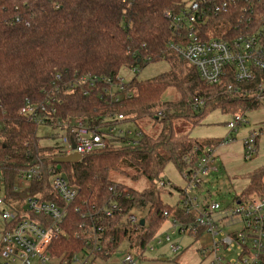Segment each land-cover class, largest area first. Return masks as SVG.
<instances>
[{
	"label": "trees",
	"instance_id": "trees-1",
	"mask_svg": "<svg viewBox=\"0 0 264 264\" xmlns=\"http://www.w3.org/2000/svg\"><path fill=\"white\" fill-rule=\"evenodd\" d=\"M195 1L210 5L229 2L226 12L201 19L198 28L203 39H208L206 32L212 24L217 30L216 22L229 26L221 37L235 36L246 24L241 21L242 15L254 19L251 11L258 9L246 0H131L127 3L122 0H0V157L8 168L34 163L36 154L49 150L41 146L38 126L20 117L18 112L26 101H40L43 90L57 75L114 77L123 70L143 69L154 62L166 61L170 65L169 71L152 79L133 78L129 89L135 90L134 95L120 103H107V99L95 93L64 97L61 110L66 117L123 114L137 121L151 119L160 126V131L157 136L143 131V138L135 147L108 149L87 155L75 164L62 165L61 171L80 194L70 206L64 224L67 236L53 244L52 255H72L82 248L75 233L82 224L91 223L82 213L95 211L108 201L109 187L115 184L110 178L114 172L128 175L127 171L131 170L137 174L132 176L134 180L144 177L151 184L141 193L127 188L132 199L121 200L120 204L124 207L123 215L133 207H149V218L144 219L148 225L142 227L141 236L134 233L131 239L135 243L152 238L165 223L164 212L175 213V207L162 203L164 190L155 187L166 166L172 163L182 171L187 167L185 157L194 162L205 147L214 146L190 134L178 135L174 121L187 117L193 124H199L197 119L203 118L208 105L234 115L258 110L249 99L207 86L195 68L182 69V59L171 47L177 38L165 13L172 9L178 14ZM169 88L179 92L180 101L162 100ZM195 97L206 99L198 114L189 105ZM159 112L162 116H158ZM31 153L34 155L28 160ZM45 164L51 165L52 160H46ZM13 175L11 171L7 173L8 190L13 185ZM40 186L45 193L44 200L62 205L46 178ZM38 187L34 185L30 192L35 193ZM254 191L264 192V168L251 176L242 196ZM75 206L81 208V213H76ZM123 218L115 216L106 222L111 228L105 237L113 236L117 245L128 234V224Z\"/></svg>",
	"mask_w": 264,
	"mask_h": 264
},
{
	"label": "built area",
	"instance_id": "built-area-1",
	"mask_svg": "<svg viewBox=\"0 0 264 264\" xmlns=\"http://www.w3.org/2000/svg\"><path fill=\"white\" fill-rule=\"evenodd\" d=\"M124 3L131 0H122ZM248 4L262 8L264 0H246ZM229 2L210 5L204 1H195L182 8L178 14L168 10L165 16L171 21V28L177 38L172 49L190 66L195 68L200 80L207 86L222 88L230 95L249 99L258 110H264V20L252 28L230 38L203 39L198 24L201 19L227 11ZM258 9L251 14L258 15ZM244 27H250L256 21L242 15ZM225 35H228L227 33ZM136 67L125 70L135 77L140 72ZM121 73L117 76H92L75 73L59 74L53 83L43 90L38 102L26 101L19 109V116L29 123L40 126H52L61 131L58 144H41L49 150L35 155V162L25 166L8 168L0 157V217L4 228L0 243V264H138L150 261L149 254L155 250V244H162L163 238L174 253L183 248L172 242V236L201 239L205 235L212 240L210 246L199 249L205 264H264V192L254 191L235 199V205L222 210L219 203L206 205L193 197L190 191L200 189L210 173L218 171L216 149L205 147L196 161L184 158L187 167L179 171L187 186L179 188V201L175 213L164 212L163 218L168 224L164 232L161 228L152 238L141 242H132V235L138 233L148 222L130 215L135 207L125 215L121 200H131L127 187L113 184L109 187L108 201L98 209L82 213L91 223L82 224L75 233L82 248L72 255H52L54 243L67 236L64 224L70 206L79 198L80 190L72 185L67 177L58 170L54 159L78 154L83 159L92 153L121 147H135L143 138L144 132L138 121L123 114L98 115L93 118L71 117L62 114L61 106L66 96L80 93L83 96L98 94L107 103H120L131 98L135 90L129 89V82ZM204 97H195L189 102L194 111L205 106ZM251 112V111H248ZM233 115L228 122L229 134L221 145L234 139L232 134L246 126V113ZM162 112L158 116H162ZM264 136V123L244 139L247 157L255 156L259 138ZM51 137H49V140ZM74 145V146H73ZM34 154L28 155V160ZM32 159V158H31ZM52 160L46 165V160ZM13 173V185L7 189V173ZM46 178L52 193L62 201L59 205L44 200L45 193L40 184ZM39 186L35 193L30 190ZM155 187L163 189L173 187L170 181L161 178ZM76 213L81 208L75 206ZM179 212V213H176ZM179 215V217H178ZM115 216H122L128 224L127 237L119 245L115 238L105 237L111 228L106 223ZM182 216V218H181ZM144 220V225L141 221ZM162 232V233H161ZM121 255V256H119Z\"/></svg>",
	"mask_w": 264,
	"mask_h": 264
},
{
	"label": "rangeland",
	"instance_id": "rangeland-1",
	"mask_svg": "<svg viewBox=\"0 0 264 264\" xmlns=\"http://www.w3.org/2000/svg\"><path fill=\"white\" fill-rule=\"evenodd\" d=\"M264 8V7H262ZM258 15L255 22L250 27H243L238 31L240 33L250 32L252 28L259 22L264 20V10L258 9ZM216 21V20H215ZM217 23V30L213 27V24L208 27L206 32L207 37L214 39L220 38L225 32L229 30V26L225 24ZM233 35V34H232ZM226 36V38H230ZM179 56V55H178ZM182 60V69L193 68L188 62L179 56ZM170 70V65L166 61H159L150 63L143 69H139L140 72L135 74L138 81H146L152 79L164 72ZM121 75L127 79L133 78L128 71L123 70ZM180 94L174 88L167 89L162 96L164 102L177 103L180 101ZM203 108V107H202ZM201 108V109H202ZM206 113L200 120L199 124H193L187 117L174 121L175 130L178 135L190 134L193 138L204 142H211L216 149V159L218 171L210 173L205 183L200 189L190 191L193 197H197L200 203L206 205L209 202L219 203L224 208L235 205V199L243 191H245L251 182V176L264 168V136L259 138L258 152L253 156L247 157L244 148V139L248 138L250 133L257 131L264 123V110H255L246 113V120L248 125L240 127L237 132L232 134L234 139L232 142L221 145L222 141L226 139L229 134L227 128L228 122L233 120V115L230 112H224L221 108H211L208 105ZM200 109L194 111L196 114L200 113ZM242 113V112H240ZM138 126L144 132L149 133L152 136H157L160 131V126L155 125L151 119H144L138 121ZM37 135L40 138L41 144H58L59 138L62 136L61 131L52 126H40L38 127ZM49 137L51 139L49 140ZM66 177L64 171H61ZM126 174L114 172L110 175L111 180L115 184L125 186L133 189L138 193H141L151 187V184L144 177L134 180L136 172L128 170ZM133 176V177H132ZM165 181H170L173 187H165L162 190L161 200L164 205L175 207L179 201V188L183 189L187 186L186 182L182 178L179 170L171 163L166 166L164 172L161 175ZM167 210V209H166ZM149 207H145L139 210H132L130 215L137 217L138 219L149 218ZM125 220V218H124ZM168 224L165 222L162 226L164 232ZM4 223L0 217V243L2 238V231ZM161 232V233H162ZM172 242H176L181 245L183 250L178 253L172 252L169 244L163 238L162 244H155V250L149 254L150 261L141 262L138 264H205L202 261L199 249L203 246H210L212 240L209 236L205 235L203 238L194 239L193 237H180L178 235L172 236ZM121 256V255H119ZM165 258L166 261H161Z\"/></svg>",
	"mask_w": 264,
	"mask_h": 264
},
{
	"label": "water",
	"instance_id": "water-1",
	"mask_svg": "<svg viewBox=\"0 0 264 264\" xmlns=\"http://www.w3.org/2000/svg\"><path fill=\"white\" fill-rule=\"evenodd\" d=\"M81 160H82L81 156L75 153L66 157L54 159L53 163H55L57 165L58 170H60L63 164H75ZM144 223L145 221L142 220L141 224L144 225ZM161 261H166V259L163 258L161 259Z\"/></svg>",
	"mask_w": 264,
	"mask_h": 264
},
{
	"label": "crops",
	"instance_id": "crops-1",
	"mask_svg": "<svg viewBox=\"0 0 264 264\" xmlns=\"http://www.w3.org/2000/svg\"><path fill=\"white\" fill-rule=\"evenodd\" d=\"M257 152H258V147H257ZM253 158H255V156Z\"/></svg>",
	"mask_w": 264,
	"mask_h": 264
}]
</instances>
